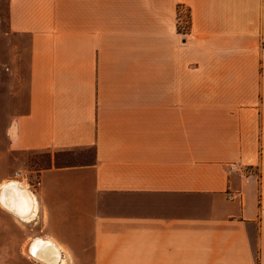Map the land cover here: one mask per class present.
<instances>
[{"label":"crops","instance_id":"obj_1","mask_svg":"<svg viewBox=\"0 0 264 264\" xmlns=\"http://www.w3.org/2000/svg\"><path fill=\"white\" fill-rule=\"evenodd\" d=\"M7 1L29 54L9 148L94 156L9 179L37 213L0 198V259L264 264V0Z\"/></svg>","mask_w":264,"mask_h":264},{"label":"rangeland","instance_id":"obj_2","mask_svg":"<svg viewBox=\"0 0 264 264\" xmlns=\"http://www.w3.org/2000/svg\"><path fill=\"white\" fill-rule=\"evenodd\" d=\"M7 2L0 0V183L13 178L19 180L17 177L19 175L27 183L32 184L37 181L41 172L48 168L71 167L91 162L94 151L92 147L63 150L9 148V128L15 117L27 109L29 54L27 37L12 33L8 28ZM180 13L183 18H189L187 11L182 10ZM253 173L257 175L258 171L254 169ZM19 195L25 200L23 195ZM21 210L19 207L13 211L17 214L16 212H22ZM8 218L6 217V225H9ZM11 230V234H7L5 240L22 241L30 235L25 224L19 227L11 226ZM43 244L47 247L45 243ZM0 263L37 264L23 256L12 260L0 259Z\"/></svg>","mask_w":264,"mask_h":264},{"label":"bare ground","instance_id":"obj_3","mask_svg":"<svg viewBox=\"0 0 264 264\" xmlns=\"http://www.w3.org/2000/svg\"><path fill=\"white\" fill-rule=\"evenodd\" d=\"M19 185L17 184L16 182L12 181V180H8V181H4L1 185H0V198L3 199V201L1 200V204L3 205V207L5 209H7L8 211L14 213V209L15 208H21L22 212H16L17 214H21V220L23 221H26V222H29L31 221L35 216H36V213H37V203H36V200L33 196H31L30 193H28V198L29 200H31L32 202V207L29 211H26L27 210V206L25 205L26 202L25 200H23V198L17 194L16 192H14L13 188L14 186L13 185ZM21 185V184H20ZM8 203L10 206H7ZM15 207H13V206ZM24 210V211H23ZM23 214V215H22ZM22 217H24L22 219ZM42 250L45 252L47 251V248L44 246V247H41ZM39 256H43L42 252L37 256V258ZM43 262H47V261H44ZM56 264H65V262L63 260L59 261L58 263Z\"/></svg>","mask_w":264,"mask_h":264},{"label":"built area","instance_id":"obj_4","mask_svg":"<svg viewBox=\"0 0 264 264\" xmlns=\"http://www.w3.org/2000/svg\"><path fill=\"white\" fill-rule=\"evenodd\" d=\"M188 17L186 18H183L182 17V14L181 13H178V18H177V29H178V33L181 35V36H186L189 32V29H190V20L187 19Z\"/></svg>","mask_w":264,"mask_h":264}]
</instances>
